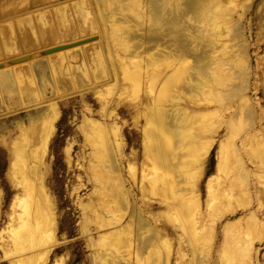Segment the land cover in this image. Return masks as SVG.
Returning <instances> with one entry per match:
<instances>
[{
	"label": "rangeland",
	"instance_id": "1",
	"mask_svg": "<svg viewBox=\"0 0 264 264\" xmlns=\"http://www.w3.org/2000/svg\"><path fill=\"white\" fill-rule=\"evenodd\" d=\"M81 1L85 0H52L18 9L19 13L8 10L0 14V26L12 27L33 15L63 8L69 13L68 5L77 7ZM235 8L231 25H238L241 34L220 39L227 54L208 49L209 79L196 81L201 86L193 92L189 88L194 87L195 60L186 54L173 61L184 54L173 38L167 48L158 45L159 51L147 50L149 44L143 40L139 58L115 49L120 59L130 56L142 62L139 79L132 77L134 84L124 81L121 70L135 63L127 61L123 67L117 62L115 71L110 68L108 57L101 54L105 40L100 41L99 30L89 28V19L77 26L86 35L74 28L70 36L57 41L46 26L37 44L21 35L13 40L18 41L14 43L17 55L24 56L44 47L99 37V42L84 45L85 55L83 50L73 51L63 63L52 55L56 64L52 69L45 68V57L36 60V71H42L36 85L27 63L7 70L5 77L7 71L0 72V82L14 86L0 85L6 87L0 88L4 97L0 101V264H264V0H237ZM140 29L139 34H144V26H135V31ZM155 51L165 56L157 59V65L149 63L148 54ZM14 57L0 51V63ZM96 59L104 63L98 61L99 66ZM152 72L164 78L176 72L182 79L171 85L163 78L149 87ZM12 76L14 82L21 81L20 86L10 81ZM38 88L45 97L43 104ZM36 111L43 113L32 118ZM32 123L40 127L32 131ZM19 127L36 141L44 130L50 133L45 151L41 146L29 150L25 166L19 160L26 152L19 148L23 142ZM165 152L170 162L183 161L178 174L176 168L152 170L150 157L159 162ZM145 166L150 171L144 176ZM179 180L187 181L182 185L193 184V192L187 195L197 198L196 223L190 216L192 202L167 195ZM41 201L47 213L35 216L43 208ZM172 204L179 206L172 208ZM26 206L32 219L20 215ZM31 233L38 234L32 237L36 242L29 241ZM150 236L152 241L141 248Z\"/></svg>",
	"mask_w": 264,
	"mask_h": 264
},
{
	"label": "bare ground",
	"instance_id": "2",
	"mask_svg": "<svg viewBox=\"0 0 264 264\" xmlns=\"http://www.w3.org/2000/svg\"><path fill=\"white\" fill-rule=\"evenodd\" d=\"M48 1L51 2L52 0H0V14L1 13L4 14V12H7L8 10H10V11L14 10V11L17 12L18 9L20 10L21 8H25V7L33 6V5H38V4H42V3L45 4ZM236 1L237 0H85V1H81L82 3H79V2L76 3L77 7H75V5L69 3L70 5H68V7H67V8H69L68 9L69 13H66L64 8H63V10L60 9L58 11V13H55V12L51 11V13H47L45 15H39V16H36V17H34V15H33V18H31V19L29 18V19H27L25 21H19L16 24L14 23V25L12 27L10 25L9 26L8 25H3V26L1 25L0 26V51L1 52H5L9 56H15V57L11 58V59L9 58L8 60L2 61V63H0V72L4 73L3 71L6 72L9 69H13V67H15L17 65H20V64H23V63H27L28 66H30V67H28L30 69V70H28V72L30 71L29 75L30 76L34 75V76H31L32 78L35 77V79H33V80H35V82H33L34 85L38 84L39 81H38V79H36V76L39 75L42 71L41 70L39 72L36 71L37 70V69H35V66H37V64L35 63L36 60L38 61V59H41V58L45 57L44 58L46 60L45 68H48L47 70L52 69L53 65L56 66L55 61H54L55 59H53V58H52L53 60L51 59L52 55H53V57L54 56L57 57V63H58V59L59 58H60L59 59L60 63L61 62L63 63V61H61V60L69 61V59L72 58L70 53H72L73 51L75 52V51L83 50V48L86 47L84 45H87V44H90L92 42L98 41L99 37L96 38V40H95L94 37H91V38H86L85 37L86 39L82 38L83 40H79L78 42H72V44L68 43V44H65V45H62V46H55V47H58L57 49H53L54 47H44V48L36 50L34 52H30L31 53L30 55H24L23 54L24 56H21V55L18 56L17 55V54H19V51H17L18 48H16V45H18V44H16V45L14 44V43L18 42L17 40L19 38H17V37H19V35H21L22 38H24L25 40L27 39L26 41L30 42L31 40H33L32 42L37 44L36 41H39L40 39L42 40L43 37H44L43 36V31H44L43 27L47 26V28H49L53 32L54 36L53 35L52 36L57 41L58 40L61 41V40L66 39L64 37L66 34L70 33L69 34V36H70L72 34V32H73L72 30L74 28H76V31L78 30L77 32L81 33V35L85 34V33L82 32L83 30L80 31L81 27H79V29H78L77 26L80 25V24L83 25V23L79 24L80 20L84 21V20H88L89 19V23L91 22V25H90L91 27H89V28L92 31L94 29L99 30L101 32L100 41L103 38L105 40V41L103 40L104 44H103L102 49H101V54L103 52V55H106L108 57L109 61H107V62L111 63L110 66H109L110 68L113 67V69H114L117 64L119 66H123L124 67L125 66L124 64H126L127 61L129 63L130 62H132V63L134 62L135 63L131 68L128 67L127 70H125V68L123 69V67L121 68V69L124 70V71L121 70L122 73H124V81H127V83H129V84H132L133 82H135V81H133L132 77H135V78L139 79V73L141 71L139 65L142 62L140 63V60H138V59L135 62V61L132 60L133 59L132 57H138L139 58V56H140L139 54L142 53V52L139 51V49H141V47H142V41L143 40H146V44H149V46H147V50H149L151 48H156L157 49L159 46H164V47L166 46V48H167L169 46V44H168V42H169L168 39L169 38H173L174 40H177L178 43L180 44L182 50H184V54H182L180 56L177 55L176 58H173V61H178V60L180 61V58L182 56H185L186 54H188V56H189V54H191L193 59L195 60V65H194V68H193L194 69V74H193V76L191 78V81L194 82V87L192 86L193 88H191V89L189 88V90L193 92V91L196 90V88L201 86V85H197L196 86L195 85L196 81H197V83L198 82L200 83L202 79H209L208 71L211 69V65L208 62V60H209L208 52H207L208 49H211V50H217L218 49V52H222V55L224 53L227 54L228 50L227 51L223 50V46H224L225 42H222L220 39H224V38L226 40L227 39H234V38L236 39V36H240V34H241V31H240V28H239L238 25H231V22L233 21L232 15L236 11V8H235V2ZM225 3H226V5H225ZM46 4H48V3H46ZM13 12L11 14H13ZM18 13H19V11H18ZM6 15H8V14H6ZM9 15H8V17H10ZM0 16H2V15H0ZM6 23H8V22H6ZM86 23H88V22H86ZM137 25H140L141 27L144 26V29H145L144 34H142V33H141L142 35L139 34V31H141V29L135 31V26H137ZM67 29H68V31H67ZM60 30H62V32ZM142 30H143V28H142ZM87 31H86V33H87ZM15 32H16V35H18V36L14 35ZM13 36H15L16 38H13ZM74 36L76 38V33H75ZM14 39H17L16 42H13ZM24 39H22V40H24ZM130 41H132V42H130ZM129 42L132 43V44L130 46H127V44ZM218 42H220V47L217 46ZM229 45H231V44H229ZM17 47H19V46H17ZM115 49L117 50V52L122 51L124 55L125 54L126 55H130L132 59L129 58L130 56L127 57V59L126 58L125 59H120V57L118 58L117 57L118 53H116ZM157 50L159 51L160 49L158 48ZM24 51L25 50L23 49L22 52H24ZM38 51H40V52L38 53ZM156 51L153 54H148V52H146L150 56V58L149 57H147V58H149L150 61H152V62L149 61L150 64L155 65L158 62V60H159L158 58L160 56L165 57L164 54H162V53L160 54V53H158ZM83 53H84V50H83ZM101 54H99L98 56H100ZM84 55H85V53H84ZM66 56H68V57H66ZM100 57H102V56H100ZM155 57H157V58H155ZM96 58H98V57H96ZM167 58H169V56H167ZM93 59H92V61L95 62V59L94 60ZM128 59L131 60V61H129ZM140 59L142 60L143 58L141 57ZM99 60L96 59V61H97L96 64L98 63ZM143 61H144V59H143ZM102 62H100V63H102ZM219 62H220V60H217L218 64H222L223 65V62H220V63ZM230 62H232V61H230ZM84 63H86V62L84 61ZM87 63H86V65H87ZM144 63L146 64V62H143V64ZM34 64H36V65H34ZM150 64H148V65H150ZM42 65H40L39 67H41ZM98 65H99V63H98ZM101 65H99V66H101ZM49 66H50V68H49ZM60 66H62V64H60L59 67ZM89 66H92V65H89ZM102 67H104V65ZM36 68H38V67H36ZM106 68L107 67L103 68L102 70L105 71L104 69H106ZM39 69L40 68H38V70ZM41 69H43V67ZM154 69L156 70V67ZM47 70H45V71H47ZM80 70L78 69V73H80L79 72ZM114 71H115V69H114ZM8 72L9 71H7L5 73L4 77L7 76ZM85 72L86 71H84V73ZM146 72H148V71H146ZM24 73H22V74H24ZM68 73H71V72L69 71ZM84 73H82V74L84 75ZM106 73H107V71H106ZM130 73H131V75L128 76V74H130ZM52 74H54V73L52 72ZM146 74L147 73H145V75ZM19 75H17L18 78H20ZM118 75H122V74L121 73L120 74H115V76L117 77L116 79H118ZM160 75L162 76V74H160ZM160 75H158L156 73L154 74L152 72V77H150L151 79L148 82L149 87L153 85V82H156V83L159 84L158 80L161 81L164 78V76L160 77ZM27 76H28V74H27ZM136 76H138V77H136ZM4 77H2L1 80ZM31 77H29V78H31ZM12 78H13V76L11 77L10 81L13 80ZM5 79H7V77ZM166 79H168V81H171V85H172V82H175V83L176 82H180L182 78H180L179 74L174 72V73H172V75H169L168 77L164 78L163 80L166 81ZM52 80L54 81V78ZM3 81H1V82L4 83V85H5L6 81H4V82ZM10 81H9V83H10ZM77 81H78V79H77ZM115 81H117V80H115ZM184 81H186V80H184ZM1 82H0V85L2 86ZM13 82H14V80H13ZM15 82H17V81L15 80ZM31 82H30V84H31ZM17 83H19V82H17ZM20 83H21V81H20ZM20 83H19V86L21 85ZM23 83H24V81H23ZM26 83H29V82L26 81ZM168 83H170V82H168ZM178 84H175V86L178 85ZM7 85L9 86L10 84H7ZM7 85H5V86L8 87ZM34 85H33V87H34ZM115 85H117V84H115ZM49 86H51V85H49ZM6 87H0V88H2V89L5 88L6 89ZM12 87H14V86H12ZM12 87H10V88H12ZM15 87H17V86H15ZM109 87H112V86L109 85ZM19 88L20 89H18V88H16V89L21 90V87H19ZM2 89H0V90H2ZM5 89H3V91ZM23 89H24V87H23ZM108 89L111 91L110 88H108ZM112 89H113V87H112ZM109 90H107V91H109ZM40 91H41V88H38L37 97L41 101L40 103L43 104V102L45 101V99H44L45 97H44L43 93L42 94L40 93ZM15 92H14V95L16 94ZM239 92H241V91H239ZM5 93H7V92H5ZM12 93H13V91H12ZM24 94H27V93L24 92ZM29 94H31V92ZM1 97H2V95L0 96V101H1ZM6 97H7V95H6ZM28 97H30V96H28ZM3 98L4 97H2V99ZM24 98H26V97H24ZM38 98H37V100H38ZM43 99H44V101H43ZM30 104H32V103H30ZM46 108L48 109V107H46ZM42 113H43V111L42 112L41 111H36V112L32 113L31 117L32 118H36V116L41 115ZM43 117L44 116H42V118ZM42 118H41V121H42ZM29 119H31V118H29ZM36 122H37V119H36ZM45 123H48V122H45ZM164 124H166V123H164ZM38 125H40V123ZM38 125H36V126L40 127ZM31 126L33 128V129L31 128L32 131H35L36 129L34 130V128L36 126L33 127V123H32ZM47 126H49V125H47ZM51 126H52V124H51ZM51 126H50V129H51ZM168 126H169V123H168ZM19 128L22 130V133H23V142L21 141L22 145L19 148H24V149L26 148V152L23 155L24 159H19V160L25 166L26 165V160L28 158L27 157V153H28L29 150H31L32 148H34L36 146H38V147L41 146V148H43V150L45 151L46 146H48L47 142H48L50 133L47 132L45 134L46 130H44L45 131L44 132V136L43 137L41 136L40 139H38V141H36L35 139L33 140L32 137H28L27 136L28 134L26 133V130L23 129V127H19ZM50 132H51V130H50ZM33 134H35L37 136V134L35 132H33ZM42 134H43V132H42ZM29 136H30V134H29ZM178 142H180V140ZM165 153H163V156L165 155L164 158L159 156V158H160L159 162L157 160H155L152 156L151 157L149 156L151 158V162L153 164L151 167H154V168H152V170L155 169V171L157 172L160 167L161 168L162 167L163 168L169 167L168 169H171V170H174L176 168V170H177L176 174H178L179 170H180V165L183 163V161H182V163L178 162L177 164H175L173 162H170L169 153L168 154L167 153L165 154ZM106 157H107V153H106ZM106 159H108V158H106ZM112 165H114V162H113ZM112 165H111V167H112ZM218 166H219V163L217 161L216 172H218V170H219ZM263 169H264V167H263ZM142 170H143L142 173L144 174V176L147 175V173L150 171V170L148 171V168L146 166L143 167ZM29 173H30V168H29ZM211 180H212V176L208 179V181L206 183V187L207 188H209L211 186ZM184 182H187V181L186 180L177 181L176 184L174 186H172L171 190H169L167 195H169L170 198L174 199V200H176V196L180 195L183 200H187L189 202H192L193 205H189V206L193 207V209H191L192 214L190 216L192 217L191 220L194 223H196L197 220H198V210H199V209H197V205H195V203H197L196 202L197 198H196L195 194L193 196L191 195L192 197H189L190 195L189 196L187 195L188 194L187 192L192 191L193 187H191V186L193 184L191 186H188L189 185L188 184L187 185L188 187H187L186 185H182V183H184ZM262 183H263V181H262ZM263 185H264V183H263ZM262 189H264V186H263ZM156 190H157V188H156ZM158 192L159 191H157V193ZM184 194H186L187 197H189V198L184 199L185 198ZM263 194H264V192H263ZM165 195L166 194H164V196ZM260 196L263 197L261 195V193H260ZM194 200H195V202H194ZM42 201H44V199H42ZM42 201L40 203H41L43 208H41L38 211H36L35 212V216H37V215L38 216H44L47 213V208L45 209V205L42 204ZM167 203H168V201H167ZM172 206H173L172 208H176L177 206H179V204H176V205L172 204ZM169 207H170V205H169ZM20 215L23 216L26 220L33 218L31 209L28 206L22 208ZM49 224L51 225V219H50V223ZM49 224L47 226H50ZM41 231L42 230H40V229L38 230L39 233H41ZM35 235H38V234L31 233L30 234L31 238L29 239V241L33 240ZM154 236H156V235H154ZM38 238H39V236H38ZM152 238H153V236L151 238H149V239L144 240V242L141 244L142 245L141 248L145 247L146 243H149V241L151 242ZM228 239H229V237H226L225 240L228 241ZM25 240H26V238H25ZM20 241H23V239H21ZM34 241L36 242L35 239L33 240V242ZM236 241H238V240H236Z\"/></svg>",
	"mask_w": 264,
	"mask_h": 264
},
{
	"label": "trees",
	"instance_id": "3",
	"mask_svg": "<svg viewBox=\"0 0 264 264\" xmlns=\"http://www.w3.org/2000/svg\"><path fill=\"white\" fill-rule=\"evenodd\" d=\"M55 157H57L56 153H54V159H55ZM0 179L2 180V168H1V166H0Z\"/></svg>",
	"mask_w": 264,
	"mask_h": 264
},
{
	"label": "water",
	"instance_id": "4",
	"mask_svg": "<svg viewBox=\"0 0 264 264\" xmlns=\"http://www.w3.org/2000/svg\"><path fill=\"white\" fill-rule=\"evenodd\" d=\"M58 47H54L53 49H57Z\"/></svg>",
	"mask_w": 264,
	"mask_h": 264
}]
</instances>
